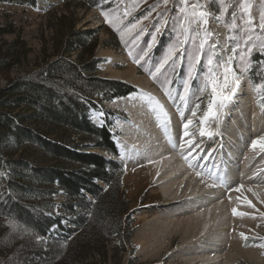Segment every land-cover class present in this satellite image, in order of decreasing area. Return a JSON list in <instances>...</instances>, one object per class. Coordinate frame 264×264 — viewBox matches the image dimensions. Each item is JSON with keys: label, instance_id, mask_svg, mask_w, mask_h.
I'll list each match as a JSON object with an SVG mask.
<instances>
[{"label": "rangeland", "instance_id": "obj_1", "mask_svg": "<svg viewBox=\"0 0 264 264\" xmlns=\"http://www.w3.org/2000/svg\"><path fill=\"white\" fill-rule=\"evenodd\" d=\"M35 1V7L16 3H0V26L6 29L11 26L13 30L12 34L0 36V47L3 46V49H6L7 45L11 44L19 34L25 49H29L26 58L21 60L19 66L13 67L9 73L0 76V89L6 86L9 80L13 81L17 77L34 71L36 67L42 66L44 63L55 62L59 58L60 50L54 49L59 40L50 27L56 25L57 19L66 13L72 20H75V31L93 30L96 34L98 46L95 57L99 63L96 67L95 76L100 79L123 83L132 89V92L125 97H116L110 101L102 98L95 99L86 105L89 123L97 128L102 126L108 128L116 148V155L103 148L92 149L90 143L84 144L88 148L82 150L83 153H92L103 158H109L123 167L118 203L123 208L121 218L124 232L120 236L111 238L104 250L89 255L81 264H213L206 260L208 253L204 252L206 248H210L209 245L201 244L203 246L200 245V248H197V245L192 242L182 245L179 235L173 233L172 229L168 227L150 229L152 224L145 220L146 211L161 205L147 200L152 197L155 188L158 187L157 184H159L158 181L151 180L148 165L153 148L159 147V143L161 146L171 144L174 151L183 153L181 157L183 161L192 163L191 166L193 165L192 168L197 173L218 175V171H214L212 167L215 163L220 164L222 162L221 154L215 152L213 154L215 158L211 161H207L208 158H204V155L212 143L217 144L216 148L221 149V152L223 142L217 140L215 143L213 140H204V137L199 136V119L207 110L210 92L197 93L196 90L202 87V75L207 71V53L211 42L216 41L219 45L229 46L226 40L229 36L228 28L224 23H218L215 19L209 18L210 22L206 27L214 35L209 37V45L205 46L203 59L201 64L197 66L199 75L189 82L195 95L190 97L189 104L185 106L179 100V96L183 94V84L188 76L190 62L188 53L194 48L193 40L189 39L186 44L180 46L179 51L174 52L175 63L169 60L160 72H155L156 67L169 54V50L177 44V36L180 32L178 20L181 16L178 10V0H169L166 7L161 3V0H82L80 3L68 2L67 4L63 0ZM225 2L232 5L228 9L230 14L238 0H225ZM249 3L252 15L258 20L259 13L264 11V0H249ZM64 5H68L67 11H65ZM78 5L94 6L79 8ZM207 7L216 12L219 4L208 3ZM102 10L109 13V19H113L114 23L116 20H122L123 23L114 28L101 15ZM236 10L239 11L238 8ZM125 11L129 13L127 16L124 15ZM145 16H148V19H145ZM226 19H229L230 22V18L226 17ZM134 24L137 27L127 31ZM122 33L123 39L121 38ZM203 36V31H201L200 36L196 38V43H199ZM153 37H155V42H153ZM4 43L7 45L5 46ZM243 49L244 45H241V50ZM64 57L68 61L77 63L78 52L76 50L71 51ZM137 59H139V63L134 62ZM247 59L250 61L248 70L241 77V86L232 96L234 103L229 104L231 106L229 109L232 112V115L228 117L232 124L230 134L235 133L234 136L237 138L233 144L241 143L236 155L237 161L243 150L246 149L243 152H247V149H252L251 144L254 140L264 137V107H261L264 102L253 90V81L264 80V49L253 48ZM234 64L239 71V58ZM213 66H215V61ZM150 73H155L156 78L153 79ZM130 76L133 77L132 80ZM219 79L223 83V69L220 70ZM231 79L229 77L230 85ZM137 80L142 81V84L137 83ZM165 89L173 97L172 99H169V96L165 94ZM142 90L146 92L147 99L143 96ZM153 92L162 99L160 105L164 107L163 113L167 112L168 107L171 106L174 110L172 115L175 118H183V120L189 115L188 109L195 110L194 103H199L197 116L191 117L194 123L189 129L190 132L195 133L194 139L199 145L196 153L189 155L191 150L187 144L179 141L178 135H175L172 142H166L167 144L162 142L159 137L149 136L156 129L154 123L150 122L151 110L160 109L153 102L155 100ZM226 94L231 95L227 91ZM244 102L246 106L242 107ZM25 110V108H21L15 111V114H24ZM234 119H238V123L233 124ZM168 123L167 120L163 124ZM143 125H146V128L141 130ZM25 126L34 130L37 128L35 125L25 124ZM127 128L130 129V133L125 130ZM240 133L242 136L239 137ZM148 137L157 140L153 142L152 147L148 145L150 142ZM73 138L77 140L79 137ZM125 139H130L132 143H127V146L123 148L121 145ZM174 145H183V147H175ZM214 149L215 146L211 153L214 152ZM0 153L5 160L22 159L37 168L57 166L54 160L44 159L37 146L24 145L18 147V143L14 139H9L3 145ZM194 155L196 156L195 159L193 158ZM248 168H252L251 175L245 177V183L248 185L245 190L237 193L239 205L243 208V211L239 212H243L245 215H233L232 208L230 209L232 215L229 214V217L234 220L231 223L232 226L229 229L225 227L222 234L218 236L219 239L217 238L216 243H213L218 245V240L223 241L221 248H216L217 251L221 250V252L218 253L220 259L216 260L214 264H264V215H261L264 213V194L253 192L255 187L264 188V152L259 150ZM239 174H235L236 176L230 186L234 184ZM98 184L104 186L102 183ZM236 187L234 186L232 189L235 190ZM51 189L55 190L56 186L51 187ZM141 195H147L146 201L149 202L145 205L140 204ZM191 197H178L175 201L161 206L159 210L183 207L189 204ZM50 198L53 199L52 203L55 205L54 212L65 213L63 205L67 201L64 193L57 191L52 193ZM245 201H251L253 207H248ZM181 210L182 208L179 209V211ZM191 211L192 208L182 215L193 214ZM66 217L68 220L74 219L72 215ZM149 220L151 219L149 218ZM61 224L67 229H73L67 220H62ZM0 230L3 231L2 239L12 237L15 240L14 244L7 243L6 239L0 242V264H28L22 261L28 251L27 243H30L31 246L40 244L44 253L51 251V247L54 246L50 243L49 235L35 240L33 235L19 230L16 226L12 227L4 219H0ZM55 231L56 229L52 228L50 233ZM14 233L17 235L15 236ZM241 234L247 239H244ZM229 241H235V246H230ZM68 244L66 242L57 244L56 249L67 250ZM32 259L33 262L29 264H50L48 259L37 260L31 256Z\"/></svg>", "mask_w": 264, "mask_h": 264}, {"label": "trees", "instance_id": "obj_2", "mask_svg": "<svg viewBox=\"0 0 264 264\" xmlns=\"http://www.w3.org/2000/svg\"><path fill=\"white\" fill-rule=\"evenodd\" d=\"M35 2L0 0V3L31 7H35ZM64 6L67 11L68 5ZM57 21L50 28L59 40L54 48L60 50L59 58L9 80L0 89V151L9 139H14L18 147L37 146L44 159L54 160L57 165L37 168L22 159L5 160L0 153V219L33 235L35 240L49 235L54 245L44 253L40 244L27 243L28 251L22 261L28 264L33 262L31 256L37 260L48 259L50 264H81L89 255L104 250L111 238L124 232L123 208L118 203L123 167L82 150L88 148L84 144L90 143L92 149L103 148L116 155L108 128L89 123L86 105L95 99L110 101L125 97L132 89L95 76L99 60L95 57L98 41L93 30L75 31V20L68 13ZM9 33H13L11 26L8 29L0 26V36ZM74 50L78 52L77 63L64 57ZM28 52L19 34L6 49L0 47V76L19 66ZM21 108L26 109L25 113L15 114ZM25 124L37 128L34 130ZM75 136L79 138L75 140ZM49 185L56 189L52 190ZM57 191L65 195V213L54 212L50 197ZM67 215L74 219L68 220ZM62 220H67L73 229L63 226ZM52 228L56 231L50 233ZM2 233L0 230V242L6 239L7 243H15L12 237L2 239ZM62 242L69 243L67 250L56 249Z\"/></svg>", "mask_w": 264, "mask_h": 264}, {"label": "bare ground", "instance_id": "obj_3", "mask_svg": "<svg viewBox=\"0 0 264 264\" xmlns=\"http://www.w3.org/2000/svg\"><path fill=\"white\" fill-rule=\"evenodd\" d=\"M131 76L130 79L132 80L133 77ZM141 82L142 81L137 80V83L142 84ZM142 94L147 99L148 96L145 95L146 92L142 90ZM153 94L155 97L153 102L158 101L160 104L162 99L159 98L155 92H153ZM225 103L226 106L219 109L217 117L215 119L210 118L209 121L206 122V127L213 131L214 135L212 137H204V140H213L215 143L217 140L221 141V143L223 142L222 151L220 152L221 149L215 148L214 152L211 153L215 146V144L212 143L209 146V150L206 151L204 158H208L207 161H211L215 158L213 155L215 152L221 154L222 162L220 164L215 163L212 169L214 171L216 170V172L218 171V175H226L228 177V183L226 185H222L221 187H210L209 185L214 183L215 175L212 176V178H210L208 173V175L201 173V175L198 176L197 172L192 168L193 165L191 166L192 163L190 164L189 162L181 159L183 153H177L173 150V148H171V144L166 143L172 142L175 139V135H178L179 141L186 144L184 143L186 138L183 137V124L187 119H191L192 108L188 109L189 115L184 118L185 120H183V118H175V116L172 115L174 110L171 106L168 107L166 112L167 116H165L160 109L156 110L151 107V121H149L154 123L153 125H155L156 129L155 132L149 136H153L154 138L159 137V139L167 145L161 146L159 143V147L152 149L153 153L149 156L150 163L148 165V170L150 171L151 180L158 181L159 184H157L158 187L155 188V193L152 197H149L148 199L147 195H141L140 197V204L142 205L149 202L146 201L147 199L150 200L151 203L157 202L163 206L175 201L178 197L188 198L192 196L188 202L189 204H186L183 207H171L170 209H164L161 211L159 210L161 206L158 208H151L149 211H146L147 217L145 220L151 222L152 225L150 229H158L160 227H168L172 229L173 233L179 235L182 245L187 242L195 243L197 248H200L201 244L204 246L209 245L210 248H206V251L204 250V252L208 253L206 255V260L213 264L216 260L220 259V255L218 253L221 252V250L217 251L216 248H221L223 241L218 240V245L213 243H216L218 236L222 234L225 227L229 229L232 226L231 223L234 220L232 217H229V214H233L230 213V209L235 208L238 212L243 211L242 206L239 205L240 203L237 196L238 192L232 188L234 186L243 185L244 187L241 188L240 191L246 189L248 183H245V179L247 178L246 176L251 175L252 169L248 168V166L251 162H253L255 155L259 152L258 148L256 150L247 149V152H243L246 151L245 149L241 153L242 157L240 155L238 161L236 160V155L241 147V143L237 142L236 145L233 144V141L237 138L234 136L235 133L233 135L230 134L232 124L229 122L228 118L232 115V112L229 109L231 106H229V104H233L234 99L231 98ZM241 106L245 107L246 103L244 102V105L242 104ZM136 120H138L137 117ZM167 120L169 123L163 124L166 123ZM236 123H238V119H234L233 124ZM145 128L146 125H143L141 130H144ZM125 130L130 133L129 128ZM240 136H242L241 133L239 134V137ZM149 141L148 145L151 146L153 142H156L157 140L149 138ZM127 143H132V141L130 139H125L122 141L121 147L123 146V148H125ZM259 163L260 162L258 160V164ZM235 174H239V177H236V181L232 186H230V183L233 182L236 176ZM253 192L264 194V188L255 187ZM181 208L182 210L179 211ZM190 208H192L191 212L193 214L182 215L186 214ZM149 218L151 220H149ZM234 242L235 241H229L230 246H235Z\"/></svg>", "mask_w": 264, "mask_h": 264}, {"label": "snow or ice", "instance_id": "obj_4", "mask_svg": "<svg viewBox=\"0 0 264 264\" xmlns=\"http://www.w3.org/2000/svg\"><path fill=\"white\" fill-rule=\"evenodd\" d=\"M161 3L166 7L169 0H161ZM219 4V8L216 12L208 9L207 4ZM179 12L181 14L178 20L180 32L177 36V44L174 48L169 50V54L164 58V61L156 67L155 72H160L161 68L168 63L169 60L173 59L174 52L179 51L181 45L188 42L189 39L193 40L194 48L188 53L189 55V65H188V76L183 84V94L179 96V100L187 106L189 104V99L193 95L190 81L197 78L199 75L197 72V66L201 64L204 56V49L206 45H209V37L214 35V33L206 27L209 24V18L215 19L218 23H224L229 30V36L226 38L228 42V47L224 45H219L216 41H212L209 45V50L207 53V71L202 75V87L198 88L196 91L210 92L208 99L207 110L203 113V116L199 119V136L200 137H212L214 135L213 131L206 127V122L210 118L215 119L218 115L219 109L226 106L227 101H229L233 95H235L236 90L241 86V77L248 70L250 61L247 59L249 53L253 48L259 47L264 49V11L259 13L258 20L252 15L251 5L249 0H238V3L233 8L232 12L229 14L228 9L232 7L231 4L226 3L225 0H178ZM159 7V5H157ZM239 9L237 11L236 9ZM129 13L124 12L127 16ZM105 20L111 24L114 28H117L119 24L123 23L122 20H116L115 23L113 19H109V13L106 11L101 12ZM230 18V22L229 19ZM148 19V16L144 17ZM163 26V25H162ZM137 25H132L127 31H131L136 28ZM159 31V29H157ZM201 31H203V39L196 43V38L200 36ZM123 39V33L121 34ZM153 42H155V37H153ZM241 45H244V49L241 50ZM146 54V53H145ZM142 58V57H141ZM239 58L240 68L237 71L234 62ZM215 61V66L214 65ZM134 62L139 63V59ZM223 69V83L219 79L220 70ZM155 79V73H150ZM229 77H231V85L229 84ZM253 90L259 95V99L264 102V80L259 82L253 81ZM230 92L231 95L226 94ZM165 94L169 96V99L173 97L165 89ZM149 99H152L149 97ZM157 107L163 112V106L159 104L158 101H154ZM195 110H191V116H197V110H199V103H194ZM264 107V103L261 104ZM215 108V111H214ZM167 116V113H164ZM183 116V113H181ZM194 121L192 119H187L183 124L184 132L183 137L186 138L184 143L187 144L188 148L191 150L189 155L196 153L199 145L196 143L194 136L195 133L189 131V127L193 125ZM175 147H183V145H174ZM251 148L256 150L259 148L261 152H264V137H259L254 140L251 144ZM187 158V157H185ZM195 159L196 156L194 155ZM201 175V173H197ZM210 178H212L210 174ZM228 183V177L224 174L216 175L214 177V183L210 184V187L222 186ZM243 185H239L235 188V191L239 192ZM251 191V189H248ZM248 207H253L251 201H245ZM233 215L243 216L245 213L238 212L237 209H232ZM261 215H264L262 213ZM243 237V234H241ZM247 239V237H243Z\"/></svg>", "mask_w": 264, "mask_h": 264}, {"label": "water", "instance_id": "obj_5", "mask_svg": "<svg viewBox=\"0 0 264 264\" xmlns=\"http://www.w3.org/2000/svg\"><path fill=\"white\" fill-rule=\"evenodd\" d=\"M106 160H110V161H112L111 159H109V158H105Z\"/></svg>", "mask_w": 264, "mask_h": 264}]
</instances>
